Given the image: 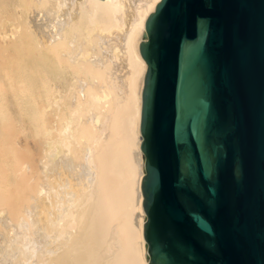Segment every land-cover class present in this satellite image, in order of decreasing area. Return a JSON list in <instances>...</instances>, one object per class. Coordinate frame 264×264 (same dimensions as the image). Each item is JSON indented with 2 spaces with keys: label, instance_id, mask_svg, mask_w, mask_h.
I'll use <instances>...</instances> for the list:
<instances>
[{
  "label": "bare ground",
  "instance_id": "1",
  "mask_svg": "<svg viewBox=\"0 0 264 264\" xmlns=\"http://www.w3.org/2000/svg\"><path fill=\"white\" fill-rule=\"evenodd\" d=\"M159 0H0V264H148L138 45Z\"/></svg>",
  "mask_w": 264,
  "mask_h": 264
},
{
  "label": "water",
  "instance_id": "2",
  "mask_svg": "<svg viewBox=\"0 0 264 264\" xmlns=\"http://www.w3.org/2000/svg\"><path fill=\"white\" fill-rule=\"evenodd\" d=\"M138 51L148 264H264V0H159Z\"/></svg>",
  "mask_w": 264,
  "mask_h": 264
}]
</instances>
